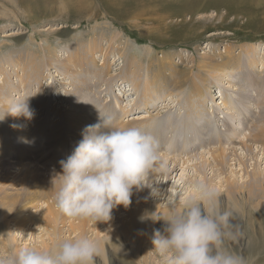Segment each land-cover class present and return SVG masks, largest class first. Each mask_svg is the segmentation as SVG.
<instances>
[{
    "label": "rangeland",
    "instance_id": "1",
    "mask_svg": "<svg viewBox=\"0 0 264 264\" xmlns=\"http://www.w3.org/2000/svg\"><path fill=\"white\" fill-rule=\"evenodd\" d=\"M93 39L99 48L91 55L92 60L83 61L86 45ZM73 49L79 50L77 56L80 60H75V54L71 55ZM227 51L231 55L241 56V70L231 71L229 77H218L216 80L212 75L210 78L205 76L207 72L203 69H200L202 73L198 72V67L204 63L202 61H220ZM72 59L74 67L66 69ZM128 59L133 64H127ZM263 60L264 0H0V86L6 85L9 90H5L0 98V118L4 107L14 98L31 97L29 104L35 112L32 121L20 120L26 125L20 132L26 133V140H29L27 146H24L25 143L17 148L10 146L9 141L19 142V129L11 127L15 124L11 117L0 121V185L21 188L30 179L36 183L35 177L41 183L37 195L39 203H32V212L23 214L24 222L25 219L30 220L27 224L14 217L19 207L6 203L5 212H0V258L10 259L21 246L48 250L67 238L86 235L97 241L99 235L104 242L102 250L98 247L95 264H168L171 254L167 258L162 256L151 242L156 222L148 232V240L140 254L141 262L134 252L126 254V257L119 255L118 249L130 251L133 243L119 246L117 243L121 241L113 237L111 232L120 230L121 220H130L128 212L138 209L141 199L145 200V205L153 204L157 213L172 208L170 205L173 202L174 208L183 210L184 201L195 194L191 190L193 183L220 184L225 174L216 173L221 170L236 180L241 179L242 175L246 176L243 169L236 172L235 168L239 167L231 165L236 161L216 166L209 159L208 163L202 165L200 156H191L195 153L206 154L211 148L219 147L218 142L223 133L219 135L218 129L222 130L223 127H219L216 120L225 116L227 111H233L223 109V104H220L222 84L229 80L232 84L225 85V88L229 87L224 93L231 97L229 105L236 104L243 115L241 120L232 115L228 119L232 123L231 131L236 133L233 137L240 141L247 135L249 143H254L257 128L264 125ZM161 63H168L170 68L166 69L165 76L168 77L170 71L175 69V81H181L184 86L171 93L162 92L157 97L151 92L148 96L151 98L150 105L144 106L147 100L142 90L148 89L145 84L148 78L159 79L156 75L159 74ZM98 69H103L98 75L100 79L96 74ZM129 70L136 71L140 78H125ZM28 72H33L34 79L31 83L23 84L21 79L24 81ZM220 80L224 81L220 84ZM83 81L91 90L81 95ZM191 83L194 86L190 87ZM239 85L245 86L244 92L238 90ZM200 86L206 101L199 103L197 98L192 104L196 102L199 108L206 107V111L216 109V119L215 114L209 115L210 123L214 120V126L209 130L216 138L211 136L208 138L211 140H208L209 143L192 146L191 139L184 140V132L183 137H178L180 133L173 127L182 126L183 131L184 126L199 124L196 114H188L192 105L188 99L195 88L200 91ZM80 98H84L83 101L88 103L86 106L93 109L91 112L97 111V117L91 114L89 108V112L86 109V115L80 113L85 117L77 114L75 101L78 102ZM124 109L127 110V117L123 119ZM168 109L170 111L166 113ZM98 111L108 116L114 114L116 125L144 115L148 117L145 121H158L157 131L162 127L160 148L175 147L171 145L174 142L178 143L176 148L184 149L186 143L188 150L182 152L183 157L185 160L189 157L191 161L174 168L171 164L170 171L178 168V172L170 179L152 181L151 187L137 191L138 198L132 199L127 208L120 206L113 209L109 222L96 224L91 220L84 223V218L80 221V218L62 215L55 208L52 192L47 190L46 184H52L49 179L54 178L55 171L61 170L59 161L71 155L82 139L85 127L98 122ZM165 119L172 123L165 122ZM185 119L189 120L188 123H183ZM39 129L43 131L41 135L37 134ZM205 135L207 133H203L204 139ZM172 149L168 151L170 160H179L182 149ZM164 150L160 154L166 152ZM238 153L245 156L243 150ZM259 162L264 168V157L259 158ZM45 165L51 166L48 169ZM35 167L40 169V176L33 171L37 170ZM234 171L237 174H233ZM177 182H183L180 188H175ZM153 189L156 190L155 194ZM215 191L220 204L233 211L232 223L239 225L242 233L236 239L226 238L225 248L242 256L246 264H264V201L259 202V198L258 201L246 202L243 195L240 202L234 201L238 205L235 208L234 202L227 199L224 191ZM44 203L53 206L48 208L53 210L52 213L47 212L48 209L44 212ZM141 205L143 209L144 203ZM159 229L162 231L163 226Z\"/></svg>",
    "mask_w": 264,
    "mask_h": 264
},
{
    "label": "clouds",
    "instance_id": "2",
    "mask_svg": "<svg viewBox=\"0 0 264 264\" xmlns=\"http://www.w3.org/2000/svg\"><path fill=\"white\" fill-rule=\"evenodd\" d=\"M30 98L11 99L0 121L7 116L32 121L35 112ZM98 113V122L86 126L71 155L59 161L61 172L55 174L51 188L54 206L62 215L96 224L109 222L113 209L127 208L134 190L151 187V174L167 170L159 143L151 134L138 126L118 127L111 116ZM25 126L11 125L13 129ZM191 190L196 196L186 199L179 213L173 202L167 218L150 215L153 222L164 221L162 231L154 230L153 248L166 258L171 254L168 264H246L242 256L224 246L226 238L242 235L240 226L232 223L233 211L220 204L210 185L195 182ZM97 253L98 242L81 235L48 250L18 247L10 259L0 258V264H95Z\"/></svg>",
    "mask_w": 264,
    "mask_h": 264
},
{
    "label": "bare ground",
    "instance_id": "3",
    "mask_svg": "<svg viewBox=\"0 0 264 264\" xmlns=\"http://www.w3.org/2000/svg\"><path fill=\"white\" fill-rule=\"evenodd\" d=\"M80 46H81V44H80ZM80 46H76L75 48H80ZM86 47H87V51H85L86 52V56L82 58L83 61L92 60V56L91 55L94 52H96V50L99 48V44L93 39L86 45ZM109 47L110 46L108 45V48ZM248 47H250V46H248ZM74 49L71 51L72 52L71 55L75 54L76 55L75 56V60H80V58H78V56H77V51H79V50H77V49L74 50ZM252 49H254V48H252ZM106 54H107V51H106ZM241 59L242 58H241L240 55H231V53L227 51V55L221 56V60L220 61H217V60L216 61L213 60L212 62L202 61L204 63L201 66L198 67V70H199L198 72L202 73V71L200 69H203L204 71L207 72V73H204V75L207 74L205 76H207L208 78H210L209 76L212 75V77H214L215 80L218 79V77H220L221 79H224L225 77L227 78V76L229 77V75L232 74L231 71L241 70V68L243 66ZM70 62H71V64L69 66H66V69H71V66L74 67V65H75L74 64V59H72ZM128 63L129 64H133V63H131V61H129V59L127 61V64ZM262 63L264 65V60L262 61ZM135 64H136V62H135ZM103 66H105V65H103ZM160 66L161 67L159 69V74L156 75V77L159 76L158 77L159 79L155 80L154 77L153 78L152 77L148 78V80L145 83V84H147L146 87H148V89L146 90V88H144L142 90L143 94L146 97L145 99L147 100V101L144 100L145 101L144 102V106L150 105L149 101L151 100V98L148 97V96L152 94L151 92H153L154 95H156V97H157L162 92L171 93L172 91H175L177 88H178L177 90H181L182 87L184 86V85L182 86L181 81H179V80L175 81V79H174L175 74H176V70L175 69L171 70L170 74L168 73L169 74L168 77L165 76L166 69L169 68L168 67V63H165V64L161 63ZM209 68L211 70H209ZM102 70L103 69H101V70L98 69L97 70V73H96L97 76L101 74ZM169 70H170V68H169ZM28 75L24 79V81H23V78L21 79L23 84L31 83L32 80L34 79L33 77L35 75L33 74V72H28ZM129 76L134 77L135 80L137 78L138 79L140 78V75H138V73H136V71H132V70L126 71L124 77L128 78ZM27 78H30V79H27ZM98 78L100 79L101 76H98ZM223 81L224 80H220V84ZM231 82L232 81L229 80L228 82H226V84L225 83L222 84L223 85L222 86L223 92L221 91L222 92V98H221L222 102L220 104H223V109H228V110L233 109V111H227L225 113V116H223L222 118L218 117L217 118L218 120H216V122L218 121L217 123L219 124V127H223L222 130L218 129L219 135H221L223 133L222 136H220V141L218 142L220 144L219 147L215 146L216 149H212L211 148L210 150L207 151L206 154H203V153L196 154L195 153V155H192L191 157L200 156V159H202V165L208 163L209 159H212L213 164H215L216 166L228 165L230 162L236 161L235 164H231V165H236V167L237 166L239 167V168H235L236 172H239L241 169H243L246 176L242 175L241 179L236 180V179H232V177L226 175L227 173L225 171L221 170V171H219L220 173H218V174L216 173V175H224L225 174V176L223 177V179L225 178V181H223V179H222L220 184L212 183V182H209L210 184L207 182V184L210 185L211 187H213L215 190L219 189L220 191H224L226 193L227 199L229 201H232V202H234L235 200L240 202L241 198H242L241 196H243V195H245V197H243V200H245L246 202L249 201V200L258 201L259 198H261V200L259 202H262V201H264V195H262V193L264 191V168H261V164L259 162V158L264 157V125L260 126L259 128H257L256 131H258V134L255 136V141L252 144L249 143L250 142V138L247 137V135H244L240 141H238L237 139H235V137H233L234 134L236 135V133H233L231 131V130H233L231 128L232 127V123L228 122V119L232 118V117H230L232 115V116H235L236 119L241 120L243 115H242V111H239L237 109L236 104L231 103L229 105V103L231 102V97L228 96V94L224 93L226 88L229 87V86H227L225 88V85H228L227 83L230 84ZM191 86H194V84L191 83L190 87ZM234 86L235 85H232V87H234ZM239 86H240V88L238 90L240 92H244L245 86H242V85H239ZM5 90H8V86H6V85L5 86H0V98L3 96V93L5 92ZM80 90H81L80 94L82 95L84 92H85V94H86V92L87 93L90 92L91 89L88 88V85H86V81H83V86H81ZM134 90H135V87H134ZM195 91H199L198 88H195L194 92L191 91L190 98L188 99L189 103H191V104H192V101H194L197 98H198V102L199 103L201 101H204L205 98H206L204 93H203V91H202V89H201V86H200V91L198 93H195ZM85 94H84V96H85ZM206 94H208V92H206ZM83 100H84V98H80L78 102L75 101V108H78L77 114H79V116H81V117H85V116L80 115V113L86 115L85 114L86 113V109L89 108V107L86 106L88 103L83 101ZM195 103L190 106V110L188 111V114H190V113L192 115L196 114V118H199V124L191 126V127L190 126H188V127L184 126V130L183 131H182L183 127L177 125V126L173 127V130H178V132L180 133V134L177 135L178 137H183L182 136L183 135L182 132H184L185 136H186V137H184V140H186L188 138L191 139L192 146L193 145H197V146L200 145L201 146V145H204V144L209 143L211 141V140L208 139L209 137L215 136L209 130V128L214 126V124H213L214 120L210 123L209 115L211 116V114L212 115L215 114L214 118L216 119L217 114L215 113L216 109H212V110H207L206 111V107L203 106V108H199L200 105L197 106ZM174 105H175V102H174ZM233 106L235 108H233ZM6 107H4V110L6 109ZM229 107H231V108H229ZM89 109H87L88 112H89ZM92 110L93 109H90V112ZM122 111L124 112L123 116H122V118L124 119V118L127 117V110L124 109ZM169 111H170V109L166 110V113H168ZM96 113H97V111L91 112L92 115L97 117ZM87 116L89 117V115H87ZM110 116L114 119V114H111ZM7 117L10 118L11 116H7ZM146 118H148V117H146V115H144L141 118H138L139 120L138 119L135 120V118H133L132 121L128 120L127 123H118L117 126L121 127V128L129 127V126H138L142 130H144L147 133L151 134L158 141L159 146H161L160 145L161 144L160 140L162 138V132H161V128L162 127L160 128L159 131H157L156 128L158 126L157 125L158 121H156V120L153 121L152 119H150L151 122L145 121V120H147ZM166 118H167V116H166ZM11 119L14 120L13 123H15V124H22V122L20 121L22 118L15 119V118L11 117ZM115 121L117 122V119H115ZM188 121L189 120L185 119V121L183 123H185V122L188 123ZM165 122H167L169 124L172 123L170 120H166ZM177 123H178V121H177ZM173 124H174V122H173ZM176 128H178V129H176ZM22 129H19V131H18V133H20V135L17 134V137H19V139H18L19 142L18 143H14L12 141H9L10 146L13 145V147L15 146V148H17L18 146H20V145H22L24 143H25L24 146H27L26 143H28L29 140L28 139L26 140L27 136H25V134H26L25 132H23V131L20 132ZM186 130H190V132L186 133L185 132ZM35 133H37V132L35 131ZM42 133H43L42 129H39L37 134L41 135ZM171 133H173V131ZM203 133H207V136L205 135L206 136L205 139L203 137ZM189 134H191V135H189ZM251 134H249V136L253 137ZM55 135H58V133L55 132ZM163 138L165 139V137H163ZM214 138H216V136ZM238 138H240V135L238 136ZM172 139H174V138H172ZM208 140H209V142H208ZM25 141H28V142H25ZM179 141H181V140H179ZM1 143L3 145H5L2 141H1ZM177 144L173 142V143H171V145H175V147L174 146H172V147L168 146L167 148H163V149L160 148L161 151L166 149V152H163L162 154H160V157H161V160L166 164L167 170L164 171L163 173H160V174H151L150 177H149L150 183H152V181H154V180H156L158 178H163V179L168 180V179H170V177L176 171L178 172V170H177L178 168L175 169V170L173 169L172 172L170 171V169H171L170 165L171 164L173 165V168H174V166L175 167L176 166L177 167L180 166L181 163H182V165H184L185 163H188V162L191 161L189 157H186V160L183 157L184 153H182V152H186L188 150V148L186 147V143L184 145V149H182L180 147L176 148V146H178ZM46 145H48V144H46ZM217 146H218V144H217ZM237 146H240L241 148H239ZM244 147H247V149L245 150ZM169 148L170 149L173 148L172 150H174V151L182 149L180 153L182 154L181 158L183 160H181V158H179V160H177V159L176 160L175 159L170 160V158H169L170 155L168 154V151L170 150ZM239 150H243L244 151V153H245L244 157L241 156L242 153H240V154L238 153ZM39 152L40 151H38V153ZM188 153H187V156L189 155ZM205 155H210V157L206 158ZM39 158H41V157H39ZM45 160H47V159H45ZM252 161H253V163H252ZM50 166L51 165H45V167L46 168L48 167V169H49ZM35 168H37V170H33V171L35 173H37L38 176H40V174H39L40 173L39 172L40 169L38 167H35ZM249 168H251V169L249 170ZM45 171L47 172V170H45ZM59 172H61V170L55 171V173H59ZM236 172L234 171L233 174L236 173ZM230 173H232V172H230ZM245 177L247 178V180H244ZM34 179L37 180V182L40 181L39 178H37V177H35ZM30 180L25 181L24 186H22L21 188L0 185V212H5V209L8 206L7 204H10V205L15 206V207H19V210L14 215V217L18 218L20 221H22L21 223H23V224H27L30 221L28 219H25L26 221L24 222L23 214H25L26 212H29V213L32 212V210L34 209L32 203H36V204L39 203L37 195H39L38 193H39V190L41 188V185H40L41 183L40 182L39 183H37V182L33 183V181H30ZM52 181H53V179H49V182H52ZM53 183L52 184H46L47 190L51 191V188L53 187ZM182 184H183V182H181L180 184H179V182H177L176 185H175V188H180L182 186ZM177 185H179V186L177 187ZM133 195L134 196H132V199L134 201V200H136V198H138V194H137L136 190H134ZM194 196H196V193L194 194ZM144 201H143V199L138 201V205H137L138 209H135L133 211L128 212V217L130 218L129 221L121 220L122 226H121L120 230L118 229V230H116L114 232H111L113 237H116V238H118L121 241V242L117 243V245H119V246L127 245L128 246L129 243H133V246L131 247L130 251H128V249L127 250H120V249L116 248L119 251V255H121V256L125 255V257H126L127 256L126 254L130 255L131 253L134 252L136 257H138V261H140V262H141V258H142V256H140V254L144 251V244L148 240V232L151 231L152 225L154 223L149 218L150 215L152 216L153 219H155L157 216H159L161 218H167L171 214V212L173 211V208H168V209H166L163 212L162 211L161 212L158 211V213H159L158 214L157 211H154L155 209L153 208V204L150 203L148 205H145ZM141 203H144V208L143 209H142ZM43 205H46V208H45L44 212H46L47 209L50 206L53 208V206L50 205V204H45L44 203ZM156 206L158 207V205H156ZM262 206H264V205H262ZM234 207L238 208V205L235 202H234ZM174 210L177 213H179L182 210V208L178 207V208H174ZM47 212L52 213L53 210L48 209ZM141 217H145V219L143 221H141ZM81 220H82V218H80V221ZM87 222H89V219H84V223H87ZM161 226H164V221L163 220H160V221L156 222V229H159ZM96 240L98 242V247L102 250L103 249L102 243L104 242L103 239L99 235H97ZM144 264H145V262H144Z\"/></svg>",
    "mask_w": 264,
    "mask_h": 264
}]
</instances>
